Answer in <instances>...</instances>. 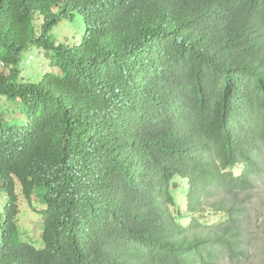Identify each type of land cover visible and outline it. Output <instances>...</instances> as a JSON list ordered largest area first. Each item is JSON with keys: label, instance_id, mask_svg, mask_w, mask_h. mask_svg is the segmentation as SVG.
<instances>
[{"label": "trees", "instance_id": "obj_1", "mask_svg": "<svg viewBox=\"0 0 264 264\" xmlns=\"http://www.w3.org/2000/svg\"><path fill=\"white\" fill-rule=\"evenodd\" d=\"M64 19L71 44L51 33ZM33 49L58 72L24 80ZM0 63L11 103L0 101V176L11 166L44 205L37 248L11 199L0 264L249 259L264 177V0H0ZM211 213L224 220L205 223Z\"/></svg>", "mask_w": 264, "mask_h": 264}, {"label": "rangeland", "instance_id": "obj_2", "mask_svg": "<svg viewBox=\"0 0 264 264\" xmlns=\"http://www.w3.org/2000/svg\"><path fill=\"white\" fill-rule=\"evenodd\" d=\"M63 9V6L59 5L55 8L56 12L59 13ZM36 32L40 31L41 26L44 24L43 18L39 15H35ZM75 22H67L65 19L61 20L58 26L51 32L54 41L57 44H71L74 42L73 35L75 32V27L73 26ZM82 30V29H81ZM79 30V31H81ZM78 31V32H79ZM82 34H79L75 39V42L81 39ZM22 62L20 69L22 70V77L24 80L30 82H35L42 78L45 73L58 71L51 67L49 54L43 49L36 50L33 49L29 52H25L22 55ZM29 61V63H28ZM1 72V70H0ZM5 105L9 106L11 103L2 100ZM16 114H21V111H16ZM184 182V181H183ZM179 181L182 188H184V183ZM17 193L20 197V209L21 212L18 216V225L23 233H26V238L30 241L37 243L38 247L42 246L41 233L42 231V218L35 212L32 205L23 197L21 194V187L17 186ZM5 197V195H3ZM253 203L251 204L250 218L248 219V230L252 232L254 239L253 246H251V256L247 260L232 263L222 262L221 264H264V177L261 181L257 183V187L253 192ZM2 198V197H0ZM33 201V200H32ZM4 203V202H3ZM35 203L42 208V200H36ZM3 205V204H1ZM210 210V209H209ZM224 220L222 215L211 213L208 218L204 221L209 225L221 223Z\"/></svg>", "mask_w": 264, "mask_h": 264}, {"label": "clouds", "instance_id": "obj_3", "mask_svg": "<svg viewBox=\"0 0 264 264\" xmlns=\"http://www.w3.org/2000/svg\"><path fill=\"white\" fill-rule=\"evenodd\" d=\"M59 5L63 6L62 4H59ZM59 5H57V6H59ZM63 8H64V6H63ZM55 12H56V10H55ZM60 13L61 12H59V13L56 12V14H58V15H60ZM28 63H29V61H28ZM3 69H4L3 64L0 63V70H1V72H2ZM1 72H0V74H1ZM5 170L8 173V175L2 174L0 176V197H2V198H0V214H3L1 219H4L6 217L5 215L7 213V208L10 207V205H11V199H13L14 200L13 201V204H14V207H15V214L14 215H16L15 218H14V222H16L17 226L19 227L17 221H18V216H19V214L21 212V209H20V197H19V194L16 191L17 186H20L21 187V194L29 202V204L32 205V207L34 208L35 212H37L36 211L37 208L38 209H41L35 203L36 200H40L41 199V196L36 192V189H37L36 188L35 191H34V194L32 195V198L29 199L24 194V185H23V182L21 181V179L19 178V176L13 171L12 167L11 166H7L5 168ZM10 189L12 191V194H10ZM3 195H5V197ZM1 204H3V205H1ZM43 207H44V205H43ZM38 214L40 215V213H38ZM40 216L42 218V215H40ZM42 222H43V219H42ZM42 231H43V228H42ZM42 231H40V233H41L42 246H43ZM20 232L23 234L24 240L27 239L26 238V233H23L22 230ZM27 241L30 242L31 244L35 245L37 248H41L42 247V246L41 247H38L37 243H35L33 241H30L28 239H27Z\"/></svg>", "mask_w": 264, "mask_h": 264}]
</instances>
